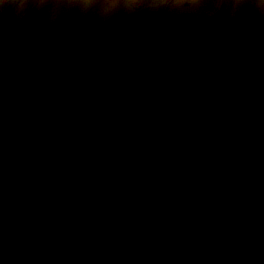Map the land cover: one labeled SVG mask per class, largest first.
<instances>
[{"label":"rangeland","instance_id":"374dc122","mask_svg":"<svg viewBox=\"0 0 264 264\" xmlns=\"http://www.w3.org/2000/svg\"><path fill=\"white\" fill-rule=\"evenodd\" d=\"M184 18L0 22V264H264V27Z\"/></svg>","mask_w":264,"mask_h":264},{"label":"clouds","instance_id":"9594fccd","mask_svg":"<svg viewBox=\"0 0 264 264\" xmlns=\"http://www.w3.org/2000/svg\"><path fill=\"white\" fill-rule=\"evenodd\" d=\"M245 12L254 16L257 27H264V0H184L180 5L169 0H0V22L7 20L27 31H53L89 20L107 25L117 17L124 23L139 17H187L198 31H205L213 24L237 23Z\"/></svg>","mask_w":264,"mask_h":264}]
</instances>
